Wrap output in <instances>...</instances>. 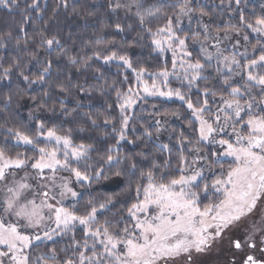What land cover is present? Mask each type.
Masks as SVG:
<instances>
[{
  "label": "snow or ice",
  "instance_id": "6c2138e0",
  "mask_svg": "<svg viewBox=\"0 0 264 264\" xmlns=\"http://www.w3.org/2000/svg\"><path fill=\"white\" fill-rule=\"evenodd\" d=\"M145 3L146 0H109L108 11L117 16L122 12L126 20L134 21L141 30L137 41L147 36L158 54L170 52L171 68L165 63L157 71L149 72L143 67L133 68L127 54L110 51L104 55L117 46L102 37L95 43L103 47H96L83 60L85 69L92 60L103 64L118 62L135 74V88L130 85L124 92L116 90L120 127H112L115 144L107 146L105 154L98 157L96 163L101 167L89 172L94 167L89 163L90 153L97 149L92 144L75 143L71 128L48 126L41 120L34 125V135L20 128L3 129L6 136L5 146L0 147V264H197V257L210 252L226 235L232 248L252 250L243 264H264V15L249 22L241 10L239 26L228 23L213 30L211 23L204 22L205 17L211 20L206 11L207 0H195L197 7L193 6L194 0H156L147 7ZM223 3L221 0V6ZM234 3L239 8L241 0ZM63 5L67 7V0H63ZM0 6L16 9L19 0H0ZM28 8L39 9L38 0H32ZM37 16L42 17V13ZM182 18L189 21L187 32ZM193 19L196 29L191 27ZM160 20L164 21L163 26L154 29L153 24ZM242 29L260 37L251 50L245 46L240 51L239 39L231 42L232 34L240 35ZM125 30L122 23L115 24L117 33ZM127 30H135L133 24H128ZM5 38L11 39V32L0 37V48L4 47ZM243 40L247 44L249 35L244 34ZM190 44L197 57L189 50ZM41 46L52 50L61 42L52 37L43 39ZM19 47L17 41L16 48ZM68 60L80 63L76 57L70 56ZM52 64L53 61H46L35 78L23 71L18 75L29 89L33 85L43 86L52 75ZM20 67L19 59L7 67L0 64V80L10 81L13 71ZM209 80L215 86L207 83ZM172 81L178 82L179 87H171ZM202 81L205 84L201 89ZM56 87L63 94L73 85L69 79ZM75 87L77 92L87 91ZM109 87L115 88V83ZM193 88L198 93L196 101L191 98ZM14 95L19 97L20 90ZM14 95L3 98L0 113L11 108ZM148 96L175 97L190 114L188 136L181 132L172 146L156 144L159 152L168 153L163 165L144 152L137 154L139 159L120 154L121 141L135 143L127 137L133 119L128 110ZM51 99V90L30 97L38 111L44 110ZM59 102L64 116L76 111L65 106V98ZM80 107L77 102L76 108ZM49 111L55 113V106ZM29 119H34L33 112ZM88 120L93 127H99L90 115ZM103 123L110 125L112 118ZM155 124L159 134L163 125L160 120ZM131 130L136 131L134 127ZM142 135L151 139L153 133L144 128ZM7 145L26 151L12 154ZM201 145L207 146V150ZM123 162L126 171L120 169L113 175L136 176V181L129 179L124 189L102 202L94 197L88 199L81 214L83 193L74 184L85 187L102 177L108 179L105 166L118 168ZM145 164L146 168L141 167ZM173 170L179 175H172ZM203 200L209 203L203 204ZM69 201L70 206H66ZM117 203L123 205L121 211L100 222L98 217L110 212ZM77 231H82V240L75 238ZM238 231L243 233L242 239L236 234ZM69 236L71 244L59 251L51 247L33 258L31 250L39 243L55 245L59 238ZM257 251L259 255L254 254ZM61 252L65 253L63 257ZM232 264H236L235 260Z\"/></svg>",
  "mask_w": 264,
  "mask_h": 264
},
{
  "label": "trees",
  "instance_id": "16d2710c",
  "mask_svg": "<svg viewBox=\"0 0 264 264\" xmlns=\"http://www.w3.org/2000/svg\"><path fill=\"white\" fill-rule=\"evenodd\" d=\"M32 0H19V8L7 9L0 7V37H7L11 32V39H4V47L0 48V64L7 67L13 60L19 59L21 67L15 69L11 80H0V102L9 94H15L20 90L21 95L15 97L11 108L3 113H0V147H4V137L6 128H20L21 130L29 131L30 134H35L34 125L38 121H45L48 126L57 125L63 129H73V139L75 143L92 144L97 151L90 153L92 160L89 161L94 167L89 169L93 172L96 168L101 167L96 163L99 156L104 155V150L107 146L115 144V138L112 133V127L117 130L120 127V113L118 102L116 99V90L124 92L131 85L135 87V75L127 70L123 65L117 63L103 64L102 61H89L90 67H82L83 60L92 55V51L96 47V40L102 37L105 41H113L116 48H109L103 54L107 55L110 51H118L119 54H127L133 62V68L141 67L148 69L149 72H155L165 63L171 68V56L161 55L153 50L150 43V37L144 36L143 39L136 40L141 30L135 26L133 20H126L121 12L119 16L108 11L109 0H67V7L63 5V0H38L39 9H30L28 5ZM156 0H146L145 7L149 4H155ZM206 11L210 13L209 17L204 18L205 23H211L213 30L217 27L223 28L226 24L231 23L240 25V11L249 22H253L256 16L264 15V2L252 3L249 0H241L239 8H237L234 0L229 6V0H224L221 6V0H207ZM194 7H197L195 0ZM171 13V9H165ZM42 13V17H38L37 13ZM122 23L125 26V31L117 33L115 24ZM133 24L135 30H127V25ZM164 21L160 20L153 24V28L163 26ZM197 26V25H196ZM197 27H193L196 29ZM23 29V31H21ZM188 30L185 29V32ZM243 35L248 34L250 46L257 43V38L249 29H242ZM56 37L60 40L61 46H54L52 50L41 46L43 39ZM27 38V43L25 39ZM17 41L20 42V47L16 48ZM264 42V41H262ZM193 56L197 57V52L191 47ZM259 53H257L258 55ZM35 56V59H33ZM76 57L80 60L79 64H72L68 57ZM53 61L52 75L47 78V84L33 85L31 89L18 75L20 71L24 75L35 78L39 75V70L44 66L46 61ZM37 61L39 63H37ZM127 76V80L124 77ZM71 80L73 87L66 93L60 94L56 87L59 83ZM115 83V88L109 87ZM207 83L215 86V82L209 80ZM205 82L200 83V88L204 87ZM75 86H81L87 91L77 92ZM175 87H179L175 85ZM42 90H51L52 99L48 102L44 110H36V105L32 103L30 97L39 96ZM187 89H184L186 91ZM65 98V106L71 111L76 109L71 116H64L60 112V99ZM193 101L198 98V93L195 88L192 89ZM79 102L82 107L76 108ZM53 106L56 112L49 111ZM111 106V107H110ZM155 106V107H153ZM34 113V119H29V113ZM175 112L177 115H172ZM87 114V115H85ZM97 121L99 127H93L88 116ZM189 112L186 110L184 103L180 101H166L161 99H147L141 101L136 107L130 122L127 137L129 140L135 141L134 144H129L126 141L121 142L120 154L127 155L136 159L138 153L144 152L150 157L155 156L163 165L164 159L168 158V153H161L157 150L156 144L164 143L170 146L175 145L180 133L183 132L188 136L191 132L189 128ZM106 118H112V123L108 126L104 125ZM160 120L163 127L159 134L156 133L155 121ZM135 128L133 132L131 129ZM83 131H77V129ZM144 128L152 131L151 139L142 135ZM108 133L109 135H105ZM158 135V139H157ZM191 138L195 139L193 133ZM10 139V138H9ZM207 150V146L201 145ZM12 152H24L25 148L12 149L11 145H7ZM32 153L29 152V155ZM115 154V153H113ZM191 159V156L189 157ZM173 169L176 165L175 151L172 158ZM146 168L147 165H141ZM228 167V163L224 164ZM123 169L126 171V162H123L118 168H108L105 166V175L100 180L92 181L90 186L82 187L79 185L83 193L79 207L81 214L85 203L90 198H96L97 202H102L108 196H112L120 192L127 185V181L131 179L136 181V176L128 177L127 175L115 177L113 172ZM139 175V168L137 176ZM172 175L178 176L179 173L172 171ZM123 200V197H121ZM209 203V200H203V204ZM203 204L201 206H203ZM70 206V205H69ZM123 205L117 203L110 212L104 216H99L98 220L103 222L105 217L112 219L115 214L119 213ZM77 240H82V231L76 232ZM71 244V238L62 237L59 242L53 245L50 243L39 244L33 248L32 256L45 253L51 247H56L59 251L66 245ZM65 253L61 252V257Z\"/></svg>",
  "mask_w": 264,
  "mask_h": 264
},
{
  "label": "flooded vegetation",
  "instance_id": "af4514ba",
  "mask_svg": "<svg viewBox=\"0 0 264 264\" xmlns=\"http://www.w3.org/2000/svg\"><path fill=\"white\" fill-rule=\"evenodd\" d=\"M236 234L240 236L241 239L243 238V233L241 231H238ZM257 243H259L258 237ZM216 247L215 249L212 248L206 256L200 259L199 264H232L233 260H235L236 264H243L245 256L247 254H253L250 249L241 251L232 248L229 244L227 235ZM254 254L259 255V252L257 251Z\"/></svg>",
  "mask_w": 264,
  "mask_h": 264
},
{
  "label": "rangeland",
  "instance_id": "374dc122",
  "mask_svg": "<svg viewBox=\"0 0 264 264\" xmlns=\"http://www.w3.org/2000/svg\"><path fill=\"white\" fill-rule=\"evenodd\" d=\"M249 1L252 2V3H261V2H264V0H249ZM0 7H2V6H0ZM188 24H189V21L187 20V18H182V26L184 27V30H185V29L188 30ZM196 25H197V24H196V21H195V19H193V21H192V23H191V27H192V28H193L194 26L197 27ZM253 34H254V36H255L257 39H260V37H258L257 34H255V33H253ZM237 39L240 40V44H241V47H240V49H239L240 51H243L245 46H246L249 50H251L250 40L247 42V44H245V41L243 40V34H242V33H241L240 35H236L235 33L232 34L231 42L234 43L235 40H237ZM226 43H228V42H226ZM165 55H170V56H171V53H170V52H167V53L163 54V56H165ZM112 63H117V64H119L118 62H112ZM120 65H121V64H120ZM126 69H127V68H126ZM127 70H129V71L132 72V70H130V69H127ZM134 75H135V74H134ZM144 79H145V80H148V77L145 76ZM149 82H150V81H149ZM175 85L179 86V83L176 82V81H172V83H171V87L176 88ZM135 87H136V85H135ZM135 87H134V88H135ZM141 95L143 96L144 94L141 92ZM147 99H161V100H166V101H174V100H175V101H180L179 99H177V98H175V97H173V98H171V99H167V98H164V97H152V96H148V97H146V98L143 99V100H147ZM143 100L138 101L137 104L134 105L132 109H129V110H128L129 115H131V116L133 115V113H134L136 107H137L138 104H139L141 101H143ZM180 102H182V101H180ZM182 103H183V102H182ZM121 142H123V141H121ZM225 159H226V161H227V160H229L230 158H225ZM74 187L76 188L77 191H80V192H81V190H80V188H79V184H74ZM70 203H71L70 201H69V202H66V206H69ZM59 239H60V238H59ZM42 243H50V242H41V243H39V244H42ZM218 244H219V243H217V244L213 247V249L217 248L216 246H217ZM207 254H208V253H207ZM207 254H204V255H202V256L197 257V264H199L200 259H202V258H203L204 256H206Z\"/></svg>",
  "mask_w": 264,
  "mask_h": 264
}]
</instances>
